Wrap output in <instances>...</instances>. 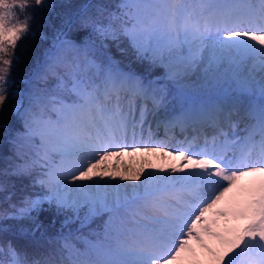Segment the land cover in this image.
Listing matches in <instances>:
<instances>
[{
	"label": "snow or ice",
	"instance_id": "6c2138e0",
	"mask_svg": "<svg viewBox=\"0 0 264 264\" xmlns=\"http://www.w3.org/2000/svg\"><path fill=\"white\" fill-rule=\"evenodd\" d=\"M55 7L0 0V112L22 125L0 167V221L28 222L12 233L25 245L0 239V264H264V0L82 3L14 79L24 42L48 39L34 13ZM145 62L163 79L132 67ZM13 176L33 190L13 200Z\"/></svg>",
	"mask_w": 264,
	"mask_h": 264
},
{
	"label": "rangeland",
	"instance_id": "374dc122",
	"mask_svg": "<svg viewBox=\"0 0 264 264\" xmlns=\"http://www.w3.org/2000/svg\"><path fill=\"white\" fill-rule=\"evenodd\" d=\"M87 1L88 0H64L63 3L59 7V11L56 13L58 20L60 21V19H62V16L58 15V13L62 14L65 12H74L77 10V8L80 4L86 3ZM34 24H35V22H34ZM60 24H61V21L59 23V27H60ZM40 28L41 27L37 25V29L39 30ZM43 28L47 29V27H45V26H42V30H43ZM37 37L39 38L40 42L46 40L47 44L49 43V37H48V39L42 40V39H40L39 35H37L35 39L29 38L26 42H24L25 47H24L23 51L19 52V55L21 57V62L12 69V72H14L15 68L17 69V68H20L23 66L24 67L23 68L24 73L20 77L26 75L29 72V70L35 66L36 61H38V60L42 61L43 60L44 52L46 49L45 50L43 49L44 51L43 50L41 51V49H40V51H38L37 54L32 49L35 45L39 44ZM40 48H41V46H40ZM111 52H112V55L117 54L119 56V54H120V53L119 54L117 53L114 46L111 48ZM124 57H122V58H124ZM16 78H14V79H16ZM54 83H55L54 79L52 81H50V84H54ZM0 121H6L9 125V128L7 130L0 129V156H2L1 153H3V156L6 155L5 158H7V157L13 156V145L11 144L10 140L17 130H22V125H21V122L19 121V119L17 117L13 116L7 109H5L4 112H0ZM128 158L129 159L127 160V163L139 164L144 159V154H139L137 156L133 155V156H129ZM148 158L151 160V162L156 163V164H163L166 162L164 159H160V157H157V158L154 157L153 158V157L149 156ZM168 159H170V158H168ZM4 161H5V159L0 161V164L2 166L4 165ZM8 179H9V181H10V179L13 180L11 177H9ZM29 183H30L29 179L26 178V179H24L23 184L21 182L19 184L23 188H25V191H32L33 189L25 187V186L29 185ZM18 196H19V194L17 193V196L13 197V200L18 199ZM45 207H47V205H45ZM49 212H52L54 214V210L49 211ZM44 213H48V212H44ZM21 223L27 224L28 222L27 221L17 222L14 220L0 221V224L8 225L10 227V229H13V228L16 229L19 226V224H21ZM97 223H100V220H95L92 223L93 224L92 226L96 225ZM11 231H13V233L15 232L14 230H11ZM37 235H39V233H37ZM10 237L11 236L9 233L8 234L7 233L0 234V239H9Z\"/></svg>",
	"mask_w": 264,
	"mask_h": 264
},
{
	"label": "trees",
	"instance_id": "16d2710c",
	"mask_svg": "<svg viewBox=\"0 0 264 264\" xmlns=\"http://www.w3.org/2000/svg\"><path fill=\"white\" fill-rule=\"evenodd\" d=\"M64 0H52V2L56 5V7L51 11V12H35L34 13V21L35 22V25L37 26H45L47 27L46 28H43V32L45 33V35L47 37H49V43L47 44L46 40L45 41H42L40 42L39 38H38V42L39 44L35 45L32 49L33 51L37 52L41 51L44 49H48L50 47V44H51V38L53 36V32H54V29L55 28H58L59 27V23L61 21L58 20V17L56 15V13L59 11V7L60 5L63 3ZM87 2H90L92 4H105V5H109V10L110 11H116V8H115V5L118 4L120 2V0H88ZM30 13L33 12V10L30 8L28 10ZM94 12V9L92 10ZM43 17V18H42ZM45 20V21H44ZM50 28V29H49ZM84 31H87V30H82V33ZM41 46V48H40ZM43 50V51H44ZM119 54V52H117ZM113 56L117 59V60H120L122 63H121V66L124 67L125 65L128 64V61H129V58L128 57H124L123 55L119 54V56L117 54H113ZM124 57V58H122ZM133 68L136 69V71L140 72V74H152L155 73V71H163L162 68H154V69H149L148 68V65L147 63L145 62L143 65L141 64H133L132 65ZM23 66L20 67V68H15L14 72L11 73L12 77L13 78H19L23 73H24V70H23ZM2 156H0V161L4 160L6 155L3 156V153H1ZM0 167H3L1 164H0ZM13 180L10 179V181L12 182H15V186H16V191L17 193L19 194L20 192V189L23 188L19 183L21 182L23 184V181L24 179H26L27 177H11ZM54 216V214L52 212H48V213H41L40 215V219L44 222V225H45V228L47 229V235L51 236V235H55L56 234V231L57 229L60 228V221L63 219L62 216H59V217H56V223L54 226L50 225V218ZM103 219H107V215H105L103 217ZM101 222V221H100ZM93 225V224H92ZM90 226L91 228H95L96 225L94 226ZM78 225H70L69 227L71 228H75L77 227ZM13 228V227H12ZM11 230H14L16 231V229H11ZM84 232L87 233L88 232V229H84ZM10 234V238L11 240H13L14 242H16L18 245H25L27 243V240L26 238H23V237H18L16 235H13V231L11 232H8ZM7 233V234H8ZM39 236V235H37ZM77 246L78 247H83L82 244H80L79 242L77 243ZM29 251H33V249H29Z\"/></svg>",
	"mask_w": 264,
	"mask_h": 264
},
{
	"label": "bare ground",
	"instance_id": "6f19581e",
	"mask_svg": "<svg viewBox=\"0 0 264 264\" xmlns=\"http://www.w3.org/2000/svg\"><path fill=\"white\" fill-rule=\"evenodd\" d=\"M137 155H139V154H135L134 156H137ZM144 155H145V154H144ZM132 156H133V155H132ZM149 156H151V157H153V158H154V157H156V158L158 157V156H156L155 154H151V155H149ZM128 157H129V155L126 154L125 156L121 157V160L127 162V160L129 159ZM137 159H138V158H137ZM160 159H161V158H160ZM139 160H140V159H139ZM134 164H135V163H134Z\"/></svg>",
	"mask_w": 264,
	"mask_h": 264
}]
</instances>
